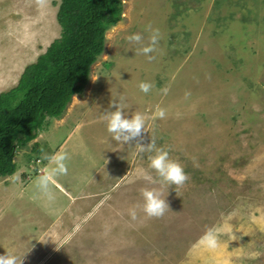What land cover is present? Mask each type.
<instances>
[{"label": "rangeland", "instance_id": "374dc122", "mask_svg": "<svg viewBox=\"0 0 264 264\" xmlns=\"http://www.w3.org/2000/svg\"><path fill=\"white\" fill-rule=\"evenodd\" d=\"M121 1L82 92L0 177V254H22V264H264V0ZM58 2L0 0V92L59 35ZM149 26L161 34L151 61L125 39L147 43ZM113 101L143 113L151 151L110 138ZM159 148L182 166L183 184L148 167ZM60 151L67 173L52 177L48 199L35 181ZM143 188L164 195L162 216L140 210ZM209 228L215 249L199 242Z\"/></svg>", "mask_w": 264, "mask_h": 264}, {"label": "trees", "instance_id": "16d2710c", "mask_svg": "<svg viewBox=\"0 0 264 264\" xmlns=\"http://www.w3.org/2000/svg\"><path fill=\"white\" fill-rule=\"evenodd\" d=\"M121 10V0H59V35L23 68L12 87L0 92V177L15 171L17 150L49 118H60L71 96L82 92L103 50L105 31L120 19ZM30 151L40 160L39 142Z\"/></svg>", "mask_w": 264, "mask_h": 264}, {"label": "clouds", "instance_id": "9594fccd", "mask_svg": "<svg viewBox=\"0 0 264 264\" xmlns=\"http://www.w3.org/2000/svg\"><path fill=\"white\" fill-rule=\"evenodd\" d=\"M145 31L148 33L147 43L142 41V37L139 33H132L125 37L130 43L139 45L138 51L145 55V58L151 61L154 57L151 55L156 51V46L161 39L159 29L146 27ZM140 92L148 93L153 87L152 83L148 81H140L137 84ZM162 91L166 92L167 89ZM187 95V93H185ZM123 100V97H120ZM111 110H108L104 116V125L107 133L110 134V138L113 141L121 144L136 145V151L138 153L144 152L146 149L151 151L152 145L148 143H142V132L145 131V117L141 112H133L131 114L125 111L122 103L113 101ZM123 110V111H122ZM165 117V110L158 108L155 111L154 118L163 119ZM68 155L64 151L55 153L51 160L53 167L49 174L42 175L36 178L35 187L43 193L48 199L53 198V193L50 189V181L52 177L63 175L67 173L66 160ZM36 162L40 163L37 158ZM148 167L156 173V175L169 185H181L187 179L188 176L184 172L182 166L177 161L170 159L168 151L166 149H156L154 153L149 157ZM39 170V167L36 169ZM142 174V173H141ZM17 177H13V180ZM142 202L139 205L140 210L146 217H160L162 216L168 206L164 200V195L161 194L157 188H143L140 193ZM128 216L135 220L137 218L136 207L128 209ZM200 244L208 249H215L218 243L217 232L215 229H207L200 237ZM0 264H22V254L17 255L14 252H4L0 254Z\"/></svg>", "mask_w": 264, "mask_h": 264}, {"label": "crops", "instance_id": "0c3cea01", "mask_svg": "<svg viewBox=\"0 0 264 264\" xmlns=\"http://www.w3.org/2000/svg\"><path fill=\"white\" fill-rule=\"evenodd\" d=\"M51 180H53V179L51 178ZM54 183L57 185V187H60L59 183H57L55 181H54Z\"/></svg>", "mask_w": 264, "mask_h": 264}]
</instances>
